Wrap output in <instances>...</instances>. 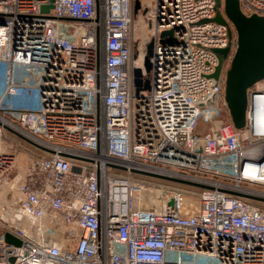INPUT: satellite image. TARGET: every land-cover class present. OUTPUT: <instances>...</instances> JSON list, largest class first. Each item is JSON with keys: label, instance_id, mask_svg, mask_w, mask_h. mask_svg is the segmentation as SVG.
Wrapping results in <instances>:
<instances>
[{"label": "built area", "instance_id": "1", "mask_svg": "<svg viewBox=\"0 0 264 264\" xmlns=\"http://www.w3.org/2000/svg\"><path fill=\"white\" fill-rule=\"evenodd\" d=\"M239 3L264 17V0ZM134 12V0H0V136L51 151L32 145L40 153L9 182L17 200L0 216V264H264V80L237 129L224 75L210 77L214 49L235 47L231 24L212 21L215 0H156L152 68L146 50L137 67L151 88L137 93ZM130 168L212 189L192 211L180 191L147 209Z\"/></svg>", "mask_w": 264, "mask_h": 264}, {"label": "water", "instance_id": "2", "mask_svg": "<svg viewBox=\"0 0 264 264\" xmlns=\"http://www.w3.org/2000/svg\"><path fill=\"white\" fill-rule=\"evenodd\" d=\"M53 2V0H51ZM217 7V14L213 22L221 24H231L230 39L236 38L235 47L233 49L232 43L224 49H214L219 64L216 72L211 75V78L219 79L224 75V99L227 104L229 115L234 126L237 129H242L246 126L247 121V107H248V91L257 82L264 80V17L259 15L246 16L240 8L239 0H215ZM53 7L52 4L43 6L42 11L47 13ZM141 8L139 1L135 3V12ZM223 8V13L221 12ZM206 22V21H205ZM173 31H164L161 37L172 35ZM163 42V41H162ZM154 40L150 41L146 46V56L144 59L145 72L148 74L151 71V57L154 52ZM230 61L229 67L225 70V63ZM134 85L136 92L142 90H150L151 83L149 78H144V73L141 68L134 69ZM215 101L213 95L207 104H212ZM18 135V134H17ZM23 138L22 136L18 135ZM26 140L25 138H23ZM28 141V140H26ZM34 147L41 150L51 152L45 148L36 146L34 143L28 141ZM68 158L89 161L88 159L65 155ZM109 167L128 171V167L123 164L109 163ZM132 173L141 174L145 176L166 179L172 182L185 184L193 187L203 189H212L211 186L173 178L156 172L147 171L138 168H130ZM170 206H175V199L169 201ZM6 240L9 243L20 245L21 242L13 236L7 234Z\"/></svg>", "mask_w": 264, "mask_h": 264}, {"label": "rangeland", "instance_id": "3", "mask_svg": "<svg viewBox=\"0 0 264 264\" xmlns=\"http://www.w3.org/2000/svg\"><path fill=\"white\" fill-rule=\"evenodd\" d=\"M136 1L140 2L141 8L137 12H134L130 34V44L133 50V57L130 65L134 68L140 65L146 46L152 41L153 25L147 13L152 8V5L155 4L156 0H134V9ZM229 64L230 61L228 60L225 63V70L229 67ZM0 68H2V65H0ZM227 115L228 114L224 115L226 120ZM32 153L35 154L33 146L17 134L5 130L2 136H0V159L6 158L2 160L5 162L0 168V216L3 214L2 211L9 206L12 201L14 202L17 200V194L10 190L9 182L23 179V173H25L28 167ZM2 161H0V164ZM120 175L125 177V173H121ZM131 178L142 185L139 198L142 200L141 206L144 208L153 209L160 204L158 209L160 211L163 208L164 201L167 200L171 192L175 193L177 191H180L181 195L178 199L184 212L187 210H195L198 206L199 190H181L175 187V183L177 182L173 184L172 181L166 179L145 175L132 176Z\"/></svg>", "mask_w": 264, "mask_h": 264}, {"label": "trees", "instance_id": "4", "mask_svg": "<svg viewBox=\"0 0 264 264\" xmlns=\"http://www.w3.org/2000/svg\"><path fill=\"white\" fill-rule=\"evenodd\" d=\"M34 151H35L36 154H39L40 153L35 148H34ZM109 173H125V175H126L127 172L126 171L119 170V169L111 168L109 170ZM133 176H142V175H139V174H135L134 173ZM173 184H174V182H173ZM175 185H176L175 187L180 188L181 190H185V191L186 190L191 191V190H195L196 189V190H199L200 194L204 191L203 188H199V187H193V186H188V185H183V184H177V183H175Z\"/></svg>", "mask_w": 264, "mask_h": 264}, {"label": "bare ground", "instance_id": "5", "mask_svg": "<svg viewBox=\"0 0 264 264\" xmlns=\"http://www.w3.org/2000/svg\"><path fill=\"white\" fill-rule=\"evenodd\" d=\"M151 202H152V201H151ZM153 203L155 204V201H154V200H153ZM159 207H160V204H159L157 207L153 208V210H158Z\"/></svg>", "mask_w": 264, "mask_h": 264}, {"label": "crops", "instance_id": "6", "mask_svg": "<svg viewBox=\"0 0 264 264\" xmlns=\"http://www.w3.org/2000/svg\"><path fill=\"white\" fill-rule=\"evenodd\" d=\"M36 154V153H35ZM23 174H25V173H23ZM4 212V210L2 211V213Z\"/></svg>", "mask_w": 264, "mask_h": 264}]
</instances>
